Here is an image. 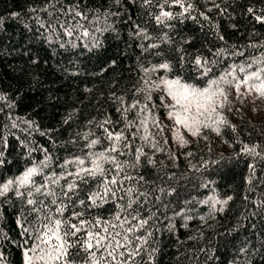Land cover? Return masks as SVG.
Masks as SVG:
<instances>
[{
    "label": "trees",
    "instance_id": "1",
    "mask_svg": "<svg viewBox=\"0 0 264 264\" xmlns=\"http://www.w3.org/2000/svg\"><path fill=\"white\" fill-rule=\"evenodd\" d=\"M161 2L0 0V184L33 166L44 175L60 174L65 159L88 151L85 133L101 138L93 151L101 150L107 142L97 123L108 118L112 124L107 127L120 130L124 120L118 108L139 101L150 110L143 90L152 80L179 78L203 88L232 67L243 64L249 72L264 67V23L256 20L264 17V0H185L192 5L188 12L165 4L163 10L173 18L157 23ZM76 4L89 19L94 13L115 15L107 17L106 30L89 29V37H68L58 24L50 26L57 18L64 20L62 10ZM134 25L151 39L137 36ZM153 43L159 47L149 48ZM196 58L207 60V75H201ZM162 62L170 70L144 71ZM146 114L136 109L125 113L129 121ZM225 120L219 134L205 128L197 140L174 151L139 133L126 150L134 153L141 147L153 161L142 156L132 172L148 181L139 185L150 193L141 214H152V236L135 258L137 264H264V109L251 120ZM245 146L255 152L244 151ZM42 179L33 177L37 183ZM161 187L164 192L157 191ZM228 196L232 200L222 212L220 204L204 203ZM29 208L25 197L15 195V186L0 196V264H25L24 252L36 246L35 213ZM71 210L70 205L66 217ZM113 211L108 203L84 214L108 217ZM69 258L82 264L87 254L77 245L69 249Z\"/></svg>",
    "mask_w": 264,
    "mask_h": 264
},
{
    "label": "snow or ice",
    "instance_id": "2",
    "mask_svg": "<svg viewBox=\"0 0 264 264\" xmlns=\"http://www.w3.org/2000/svg\"><path fill=\"white\" fill-rule=\"evenodd\" d=\"M132 2L134 3L135 0ZM114 3L118 4L119 0H114ZM142 3L144 6L151 5L153 0H142ZM165 4L178 5L184 12H188L192 7L191 3L186 5L185 0H162L158 4L161 11L154 17L157 23H164L165 19L173 18L172 12L163 10ZM52 6L54 7V4ZM217 7L219 6L217 5ZM43 10L47 11V8ZM30 11H36V9L33 8ZM248 11L253 10L250 8ZM62 12L65 19L57 18L52 21L50 26L54 27L58 24L66 36L77 35V38L89 37L91 35L89 29L92 32L106 30L109 27L106 23L107 17L115 15L111 12L94 13L92 19H89L87 12L81 11L78 4L70 6ZM48 14L49 16L53 15L51 12ZM201 15L204 14L201 13ZM204 18L207 19L206 16ZM102 19L104 20L103 27L100 26ZM256 20L264 23V17L257 16ZM85 22H87V26ZM0 24H2V20H0ZM134 27L137 29V36L151 39L139 25H134ZM93 46L98 47L99 42H94ZM148 47L157 48L159 45L153 43ZM156 55H160V53H156ZM207 63V60L202 63L200 58L195 59V64L199 66L201 75H207L211 71L207 68ZM260 63H264V61ZM237 67L240 73H244V79L241 80L235 76V69H233L227 73L228 76H232V80L226 79L225 76H221L219 79H209L207 86L203 88L183 82L179 78L162 80L166 95L173 102L168 105L171 109L168 118L187 129L192 136H200L203 128L212 129L219 134L220 125L227 123L223 115L217 111L218 108H224L227 101V95L221 86L222 83L231 85L233 81H236L237 91L243 85L250 91L255 90L264 96V78H262L264 67L252 72H249L243 64ZM157 69L168 71L170 65L167 62H162L144 71L147 73ZM253 81L259 83H250ZM117 99L123 105V99ZM130 109L150 114L147 105L141 106L139 101L129 104L127 108H118L117 111L121 113V119L124 120V128L116 130L115 125H112L110 129L107 125L112 122L108 118L97 123L96 126L103 130V139L107 143L102 146L101 150L93 151L100 144L101 138H91L94 137L93 133H85L83 138L87 141L85 148L88 151L82 156L65 159L59 165L62 169L60 174L52 172L44 175L36 166H33L27 168L22 175L15 179H8L0 184V196L5 195L15 186V195L25 197L26 204L30 206V213H35L36 246L28 248L24 252L25 264H76L75 259L69 258V249L77 245L87 254V258L82 264H137L135 258L141 255V249L148 244V239L152 236L149 227L152 214L149 212L147 217L141 214V209L147 203L150 193L142 191L139 185L147 184L148 181L138 172L136 175H133L132 172L138 169L142 156L149 164H152L153 161L146 156L141 147L136 148L134 153L126 151L132 149V141L137 139V133L141 131L146 133L140 137L145 141H149L151 137L146 118L139 121L127 120L125 113ZM213 114H216L215 120H213ZM90 123L92 122L90 121ZM132 128L136 129L135 132L130 131ZM176 138L181 144L187 143L179 133ZM244 151L255 152V148L245 146ZM256 154L259 155V153ZM120 156H132V159L122 161L119 159ZM69 165L72 166L71 170ZM41 166L47 167V163L42 162ZM37 174L43 178L40 183L33 180ZM61 180L65 183L61 184ZM90 184L91 187H89ZM21 188L25 191H20ZM81 191L84 192L83 196H80ZM157 191L164 192L165 189L161 187ZM159 199L160 197L157 195L156 200ZM230 200H232L231 196L223 200L209 197L204 203L211 201L213 208L216 204H220L219 210L222 212ZM108 203H111L114 208L110 216H85V210L99 209ZM70 205L72 210L66 217L65 212ZM77 207L80 208V211L76 210ZM24 231L28 232V229H24ZM137 233L141 234L137 235ZM148 257L150 260L151 253H148ZM144 264H148V261H144Z\"/></svg>",
    "mask_w": 264,
    "mask_h": 264
},
{
    "label": "rangeland",
    "instance_id": "3",
    "mask_svg": "<svg viewBox=\"0 0 264 264\" xmlns=\"http://www.w3.org/2000/svg\"><path fill=\"white\" fill-rule=\"evenodd\" d=\"M233 69H235V76L239 77L241 80L245 78L244 73H240L237 66L232 67L222 76H225L228 80H232V76H228L227 73L233 71ZM262 78H264V73H262ZM217 79H219V77ZM235 83L236 81H233L231 85L225 83L221 84L227 95V101L225 102V107L222 109L218 108L217 111L222 114L224 118L231 119V121H236L241 117L250 120L260 117L264 109V96H261L255 90L250 91L243 85H241L239 91H237ZM250 83L259 82L253 81ZM143 91L150 108V114L147 113L144 117V119H147V128L151 133L149 142L155 143L166 150L174 151L181 146V142L176 138L177 133L182 135L187 142L197 140L198 136H192L187 129L175 124L173 120L168 118L169 111H171L168 105L173 102L170 97L166 95V89L162 84V80H152L148 82ZM149 96L150 99H148ZM215 119L216 114H213V120ZM203 129H201V131ZM139 135L143 136L146 135V133L141 131Z\"/></svg>",
    "mask_w": 264,
    "mask_h": 264
}]
</instances>
